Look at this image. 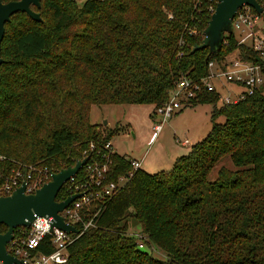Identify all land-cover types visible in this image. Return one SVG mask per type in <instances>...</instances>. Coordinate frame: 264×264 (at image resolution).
Instances as JSON below:
<instances>
[{
    "label": "trees",
    "instance_id": "trees-1",
    "mask_svg": "<svg viewBox=\"0 0 264 264\" xmlns=\"http://www.w3.org/2000/svg\"><path fill=\"white\" fill-rule=\"evenodd\" d=\"M217 2L42 0L32 6L41 21L12 15L1 49L0 172L21 164L60 171L83 159L91 142L120 133L99 130L93 105L153 104L155 114L179 80L200 83L211 61L222 64L238 50L262 63L235 34L215 53L193 51ZM221 99L218 90L197 91L192 106L213 105L211 131L172 169L136 170L102 208L97 227L72 244L68 264H264V86L237 102ZM113 157L109 179L116 181L132 166ZM223 159L233 167H218Z\"/></svg>",
    "mask_w": 264,
    "mask_h": 264
},
{
    "label": "built area",
    "instance_id": "built-area-1",
    "mask_svg": "<svg viewBox=\"0 0 264 264\" xmlns=\"http://www.w3.org/2000/svg\"><path fill=\"white\" fill-rule=\"evenodd\" d=\"M215 11V9H214ZM229 33L225 34L228 35ZM239 44H245L260 56L262 63L243 60L238 50L226 57L222 64L216 61L209 63V74L197 83L183 78L176 83L170 99L155 111V116L161 119L154 125V137L158 136L163 124L176 113L191 106L197 91L202 86L209 90H218L223 85L234 84L242 87V91L222 96L224 103L237 102L247 94H253L264 86V19L251 6L238 9L233 18V33ZM225 41V39H224ZM224 43V42H223ZM234 97V98H233ZM111 141L101 145L91 142L84 152L83 159H87L79 172L73 175L61 188L56 200L78 194L66 208L59 212L67 225L74 226L76 232L63 230L53 225V216H36L29 227L20 226V233L7 244V251L18 259L15 264H68L71 246L82 234L97 227L96 219L105 205L120 191L138 169L142 168L141 161L130 159L132 170L120 176L116 181L109 179L114 154ZM81 159V160H83ZM55 172L48 167L37 165L23 166L12 169L9 174L0 172V197L9 196L15 190L25 185L26 194H34L45 183L52 180ZM63 191V192H62ZM60 192L61 198H58ZM95 208L91 212L90 208ZM139 238V246L144 247L142 234H135ZM0 264H4L0 261Z\"/></svg>",
    "mask_w": 264,
    "mask_h": 264
},
{
    "label": "water",
    "instance_id": "water-1",
    "mask_svg": "<svg viewBox=\"0 0 264 264\" xmlns=\"http://www.w3.org/2000/svg\"><path fill=\"white\" fill-rule=\"evenodd\" d=\"M42 0H16L4 2L0 0V65L4 62L1 56L2 41L5 35L6 23L11 20L12 15L17 12H25L32 19L41 21V16L32 6L41 7ZM251 6L264 19V7L258 0H218L208 26L204 31V39L201 44L196 45L193 51L209 48L210 54L219 51L225 39L226 33H233V18L239 8ZM108 122L104 121V125ZM87 159L78 161L74 166L63 168L55 172L52 180L45 183L34 194L25 193V185L15 190L9 196L0 197V225L8 227L5 233L0 232V261L4 264L18 263V259L7 251V244L14 237L17 227H29L36 216H53V225L76 232L74 226L67 225L59 212L66 208L78 194L58 202L57 195L63 185L75 174H77Z\"/></svg>",
    "mask_w": 264,
    "mask_h": 264
},
{
    "label": "rangeland",
    "instance_id": "rangeland-1",
    "mask_svg": "<svg viewBox=\"0 0 264 264\" xmlns=\"http://www.w3.org/2000/svg\"><path fill=\"white\" fill-rule=\"evenodd\" d=\"M78 5H82L86 0H74ZM242 87L239 88L241 90ZM234 98V97H233ZM221 99L220 103L223 104ZM213 105H200L198 107L185 108L180 114L173 115L172 118L164 122L162 130L158 136L153 139L154 129L150 124L149 106L148 105H128V104H107L93 105L90 113V118L93 123L99 124V130H104V127L109 129L120 128L121 132L110 139L113 150L120 155H124L130 159H141L142 169L146 172L154 173L161 170H170L175 162V154L179 146L178 140H184L185 136L189 137V127L196 122L199 117L205 118L206 111L212 109ZM153 115V109H152ZM155 115V114H154ZM132 117L138 122V127L130 129V125L124 121L127 117ZM211 115H209V118ZM161 119V116L158 117ZM172 119V120H171ZM211 119V118H210ZM224 116H219L217 123L225 122ZM175 120L176 123L170 127V121ZM104 121L108 123L104 125ZM211 121V120H209ZM212 122V121H211ZM178 127V128H177ZM191 129V128H190ZM105 135V134H104ZM225 163L231 167V163L223 159L220 164ZM217 167L212 172L211 178L217 175ZM139 226L130 221L129 232L140 234ZM145 248V247H143ZM154 255L162 258L161 254L154 252Z\"/></svg>",
    "mask_w": 264,
    "mask_h": 264
},
{
    "label": "crops",
    "instance_id": "crops-1",
    "mask_svg": "<svg viewBox=\"0 0 264 264\" xmlns=\"http://www.w3.org/2000/svg\"><path fill=\"white\" fill-rule=\"evenodd\" d=\"M241 91H242V89L239 90V88L236 87L234 84H227V83H226V85H223V87L221 89H219V92L221 93L222 96H225V95H228V94L229 95L237 94V93H239ZM128 105H130V106L131 105H138V106H140V105H148L149 106L148 113H149V116L151 117V118H149V120H150L149 122H150V124H152V129H154L153 127H154L155 123L159 119L157 116H155L154 114L152 115V113H151L152 109H153V113H154L155 105H153V104H128ZM200 105L208 106L209 104H198V105H193V106L191 105V106H189V108L194 109L195 107H198ZM182 111H180L177 114H180ZM212 111H213V107H212L211 110L208 109V111H206V117L205 118L199 117L196 120V122L189 127V131L187 132V133L190 134L189 137L185 136L184 140H181V139L178 140L179 146L177 147V150H176L175 162L180 156L185 155L186 153H188L189 150L191 149V147L194 144H196L197 142H199L203 138H205L208 135V133L211 131V129L213 127V121H212L211 117H210L211 119L209 118V115H212ZM177 114H175V115H177ZM209 120H211L212 122L209 121ZM124 121L130 125V129L131 130L133 128H135V127H138V125H139L138 122L136 120H133V118L130 117V116L128 118L126 117L124 119ZM175 123H176L175 120L170 121L169 126L173 127L175 125ZM156 137H154V135H153V139H155ZM144 156L141 159H139V158H132V159H137V160L141 161V163H142L143 159H144Z\"/></svg>",
    "mask_w": 264,
    "mask_h": 264
}]
</instances>
